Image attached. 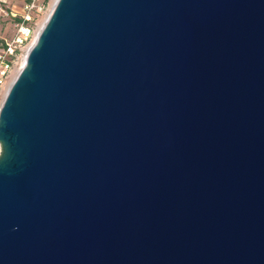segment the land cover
<instances>
[{"label":"water","instance_id":"95a60500","mask_svg":"<svg viewBox=\"0 0 264 264\" xmlns=\"http://www.w3.org/2000/svg\"><path fill=\"white\" fill-rule=\"evenodd\" d=\"M0 264H264V0H57L0 106Z\"/></svg>","mask_w":264,"mask_h":264},{"label":"built area","instance_id":"2783aa9c","mask_svg":"<svg viewBox=\"0 0 264 264\" xmlns=\"http://www.w3.org/2000/svg\"><path fill=\"white\" fill-rule=\"evenodd\" d=\"M46 9L47 0H22V14L15 25V35L0 44V99L5 94V87L15 76L16 69L20 67L23 49L28 42H32L38 29L39 16Z\"/></svg>","mask_w":264,"mask_h":264},{"label":"rangeland","instance_id":"374dc122","mask_svg":"<svg viewBox=\"0 0 264 264\" xmlns=\"http://www.w3.org/2000/svg\"><path fill=\"white\" fill-rule=\"evenodd\" d=\"M54 0H47V9L41 13L38 19V25H42L46 15L52 10ZM22 14V0H0V44L12 39L16 32V23ZM38 27V26H37ZM28 42L23 52L30 46ZM23 53V55H24ZM1 100V99H0Z\"/></svg>","mask_w":264,"mask_h":264},{"label":"bare ground","instance_id":"6f19581e","mask_svg":"<svg viewBox=\"0 0 264 264\" xmlns=\"http://www.w3.org/2000/svg\"><path fill=\"white\" fill-rule=\"evenodd\" d=\"M56 1H57V0H54V2H53V6H54V4L56 3ZM53 6H52V8H53ZM50 12H51V11H49V13L46 15L47 17L43 20L41 27H40V24L38 25V29H37V31H36V33H35V35H34V38H33L32 42H31L30 46L28 47L27 51L25 50V53H24V56H23V60H22V62H21L20 67H19L18 69H16V71H15V76L13 77V79L11 80V82H9V84L5 87V94H4L3 98L1 99L0 105H1L2 102H3V99H4L5 95H6L7 90L9 89L10 85H11L12 82L15 80L16 76L18 75L20 68L23 66L24 61H25L26 53L28 52L29 48L31 47V45H32L33 42L35 41V39H36V37H37V34L39 33V31H40L41 28L43 27V25H44L46 19L48 18L49 14H50Z\"/></svg>","mask_w":264,"mask_h":264}]
</instances>
